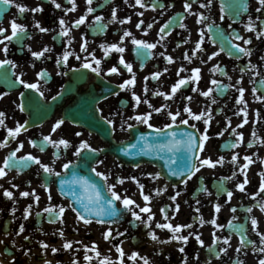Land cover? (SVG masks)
Instances as JSON below:
<instances>
[{"label":"flooded vegetation","instance_id":"flooded-vegetation-1","mask_svg":"<svg viewBox=\"0 0 264 264\" xmlns=\"http://www.w3.org/2000/svg\"><path fill=\"white\" fill-rule=\"evenodd\" d=\"M61 4V8L57 9L48 0H17L28 8L42 5L43 11L33 14L30 11L19 14L14 6H5L0 4V11L3 6L5 11L0 13V27L8 29L6 34L10 35V21L16 19L18 23L27 27L28 35L22 37V43L13 41L9 43V55L7 58L12 59L17 67L11 69L6 66L0 72L7 71L12 80L15 76H11V72L23 73V79L27 82H38L40 91L44 93L41 97L37 93L43 103L52 100V96H59L67 83L78 84L75 94L66 98L60 106H58L51 120L27 132L20 133L14 140L9 138L6 147L0 148V165L6 156L13 151L22 142L24 147L17 156H24L31 153L40 158L42 163L49 164L56 172L63 173V165L69 161L75 162L77 157L74 155L81 141H87L92 148H102L104 146L96 135L88 133L86 130L77 126L64 123L55 132L52 128L55 122L62 118L64 107L70 106L78 101L80 97L93 93L94 96H104V98L95 104V110L98 118L104 120L111 119L113 125L111 127L112 138L115 141H123L128 137V124L138 126L140 128L148 127L146 124L138 123L135 119L137 115L152 113L149 123L152 128H164L168 125H179L181 120L187 119L188 127L194 124V130H199L198 134L207 132L210 137L202 152L198 155L203 158L210 157L213 162L224 158L223 163H217L215 167L203 166L195 175H193L187 183L173 187L167 190H161L160 194L156 193V186L150 178H144L139 185L144 186L143 193L151 197L149 206L154 214V219L150 222L151 228L145 227L140 221H136L130 212L127 213L125 220L118 226H106L112 230L111 237L107 240L110 251L113 255L121 258L117 252V247L124 251L122 257L124 264H143V259L147 258L150 264H259L264 259V253L259 249L264 247L260 242L257 233H264V210H261V204H264V192H259L261 183L260 173L264 172V100L257 97L264 95V84L260 81L264 80V37L257 39L256 32L264 31V9L260 8L258 0H244L248 5V10L241 11L240 15H235L231 8L227 5L231 0H224V12H221V0H212L210 7H202L207 4V0H188L192 7L186 11L184 8L185 0H142L145 5L136 4V0H93L91 7L95 9L93 13H87L89 5L86 0H57ZM153 4L157 5L153 8ZM164 5L159 7V5ZM68 9H74L66 11ZM113 9L117 12V19L112 21L111 13ZM143 13V15H140ZM203 14L209 19L203 23H197L198 16ZM102 16L103 23L106 28L100 29L95 21V16ZM221 15L224 19L221 20ZM81 16H85V23L79 27H74V23ZM259 17V19H257ZM63 18L66 22L65 26L70 30L69 36L60 37L58 33L61 31L59 19ZM130 18V19H129ZM254 23L256 31H248L245 27L249 23V19ZM38 20L41 26L49 28L47 33H40L38 29L33 27V22ZM126 22L121 24L120 21ZM143 21L140 28L137 24ZM215 21L213 25L212 22ZM170 23V28L165 33H160L161 27ZM184 24L185 27L180 25ZM152 27L149 28L148 25ZM212 25L213 31H208V26ZM203 30V42L201 51H195L196 44L200 41V32ZM130 32V36H124L125 32ZM223 32L228 40H221L216 35L217 32ZM239 35L244 40L251 39V44H245L244 40L235 39ZM161 36L163 39L161 40ZM53 37H57L53 39ZM121 37L123 41L121 42ZM2 38V37H0ZM71 39L69 45L68 40ZM87 40V51L81 52V45ZM133 39L143 40L148 43H155L156 47L151 49V56L147 58L139 55L146 50L137 49L132 43ZM159 41V42H158ZM186 41V42H185ZM215 41V43L213 42ZM228 43L225 45V43ZM119 44L125 48L123 54L114 50L105 55V51L100 45ZM231 44H239L241 47L251 50V56L239 54L237 56ZM45 46L52 49L51 52L45 54L44 57L37 60L31 55L29 47L32 51H41ZM224 47V51L220 52V48ZM2 49V46H0ZM68 50L72 53L69 56L66 66L57 67L56 60L62 58L63 52ZM232 51L230 55L229 52ZM219 52V55L213 56L209 60V56ZM163 53V55H161ZM185 53L191 56V62L185 59ZM123 55L127 63L133 65V73L135 74L136 83L124 90L118 86L125 80L131 79L133 73H129L123 65L118 63L120 56ZM79 56L81 59H76ZM95 59H100L101 74L96 75L89 69H80L79 72L70 71L72 68H80V65L87 60L95 63ZM171 56L173 62L169 63L167 57ZM3 52L0 51V59H4ZM251 62L255 65V69L246 67ZM34 65V67H33ZM116 66L119 68V74H107L108 70ZM219 66L227 75H222L220 71L213 72L212 69ZM167 68L168 71H164ZM184 68L185 71L177 72ZM200 68L199 82H192L186 86H182L175 95H171V89L180 78H188L192 75V70ZM241 69H245L241 72ZM41 70H47L50 74L47 79L37 76ZM161 72L159 79H152L151 76L155 72ZM260 75H255V72ZM60 73V74H58ZM62 73H68L63 75ZM148 79H145V78ZM229 77L231 79H229ZM241 77L243 79L241 80ZM215 79L222 85H232L222 92H217V85H213L211 81ZM241 80L240 84L237 81ZM243 87L244 101L246 104H237L239 99L238 88ZM197 88V91H193ZM209 88L213 92L209 97L203 96L201 93ZM256 90L255 93L253 90ZM24 88L19 83H10L0 78V111L5 113L4 125L0 126V141L7 137V129L17 126V117H23L24 114L19 110L20 94L24 93ZM107 92V93H106ZM135 92L141 98L139 106L132 97ZM165 93L171 96L166 99L164 95H156L155 93ZM106 93V94H105ZM118 93V94H117ZM191 97V100L186 99ZM215 99L216 103H212ZM148 101L145 103L144 101ZM151 105V107H149ZM165 105L167 107H165ZM185 107H190L192 112L200 114L207 110H211L210 124L206 125L204 119L194 120L188 113L184 111ZM155 108H163V111L157 113ZM241 108H246L248 123L243 127H237L243 122L244 113ZM168 112L175 114L179 112L175 123L168 116ZM240 113L237 115V113ZM25 117V116H24ZM230 120V126H229ZM123 124L124 130H121ZM227 128V131H225ZM114 129V130H113ZM235 129V133L233 132ZM81 133L80 136L75 133ZM223 133V135H219ZM236 133L243 134V141L238 143L236 147H232L233 143L239 140ZM255 133V136L253 135ZM50 136L52 140L58 141L61 138L70 142V147L64 149L60 146L59 158L53 154L58 150L55 146L47 144L45 151L41 152L39 145L43 142V137ZM36 142V147L30 143ZM251 142L252 146H249ZM236 155L237 160L232 162V157ZM250 156L252 162L244 171L247 173L249 183L245 185V191L237 188L239 183L245 179L241 168L248 163L244 157ZM53 160L55 163L53 164ZM111 160L109 157H99L95 166H100ZM198 163V162H197ZM108 170V169H107ZM6 175L0 177V234L5 235L8 240H12L9 245L14 252H17V241L25 240H56L62 238L59 231L64 232L63 237H75L77 239L95 238L97 236V225L95 223L86 224L77 219L69 204L59 197L54 187L49 184L51 200L48 199V191L45 190L41 175L43 170L39 165L27 167L22 172L6 169ZM108 173H110L108 171ZM235 173V176H233ZM54 176H51L53 178ZM202 178L203 192L194 197L195 189L199 178ZM231 177V179H228ZM139 179V178H138ZM134 179V180H138ZM119 178L112 181L114 185L121 186L118 182ZM12 184L17 185L13 188ZM115 191L124 197V189H116ZM13 192V199L4 197V190ZM206 189V191H205ZM35 190L39 195L38 203L34 202L32 196L21 197L20 192ZM129 190H127L128 192ZM226 191V193H223ZM233 193L229 200L227 192ZM179 192L176 200L171 199L172 196ZM110 193V192H109ZM257 193H259L257 195ZM111 194V193H110ZM125 196L133 199L140 207H144L145 201L141 195V189L135 190L134 193L125 194ZM199 201V202H197ZM120 202V201H119ZM32 204L31 215L27 220L23 218L26 207ZM176 204H179V212L175 211ZM221 206L220 211H215V205ZM49 206H63L66 211L63 215V223L57 220L55 223L49 222V213L43 210ZM15 207L16 211L12 214L11 209ZM135 207V205H133ZM236 211L233 212L232 209ZM251 208L252 211L248 212ZM161 209H165L169 217L164 219V213ZM199 209L197 212L196 210ZM139 212V208H136ZM37 213L41 215L37 216ZM143 219H147V213L141 214ZM38 217V219H36ZM205 223L201 225L200 218ZM235 217V219H233ZM257 220L255 230L251 224L252 219ZM216 219L217 224L221 228H217L210 221ZM229 221L233 227H238L247 241H254V244L247 243L242 245L240 237L235 231L228 227ZM171 223L176 225H192L191 228H182L177 235L189 236L187 244L181 241H172L170 243H161L171 238V231L168 229H160L156 227L157 223ZM24 225V232L20 235L16 233L19 226ZM232 227V228H233ZM150 231H154L158 236V240L153 241L149 235ZM117 233H124L120 236ZM200 235L204 241L203 246L195 239V235ZM220 237V241L216 243L215 248L210 251L209 246L213 245L214 237ZM230 238L228 244L223 243L224 238ZM15 247V248H14ZM180 247H184V253L179 251ZM226 248V252L221 249ZM237 249H240L237 251ZM220 252V255H215ZM133 253L139 255L135 260L131 259Z\"/></svg>","mask_w":264,"mask_h":264},{"label":"snow or ice","instance_id":"snow-or-ice-1","mask_svg":"<svg viewBox=\"0 0 264 264\" xmlns=\"http://www.w3.org/2000/svg\"><path fill=\"white\" fill-rule=\"evenodd\" d=\"M49 3H51L52 5L55 6V8L59 9L61 8V4L57 2V0H48ZM260 8H257V11H261V9H264V0H258ZM86 3L89 5V7H87V13H93L95 11V9L93 7H91L93 0H86ZM224 0H221V12H224V6H223ZM0 4L5 5V6H14L17 10L19 14H24L26 12H31L33 14L36 13H40L43 11V7L42 5L40 6H36V7H32V8H28L27 6L21 4V3H17V0H0ZM136 4L141 5V7H144L145 5L142 3V0H136ZM212 4V0H207V4L202 5V7H210ZM153 8H155L157 5L153 4L152 5ZM164 5H159V7H163ZM192 7L191 3L188 2V0H185L184 3V8L186 11L190 10ZM227 7L231 8L233 13L235 15H240L241 11H247L248 10V5L246 2H244V0H231V2L227 5ZM74 9H68L66 11H71ZM140 15H143V13H140ZM111 17H112V21L111 22H115L117 19V12L115 9H113L112 13H111ZM130 19V18H129ZM209 18L204 16L203 14H200L198 16L197 19V23H203L204 21L208 20ZM221 20L224 19V15H221L220 17ZM257 19H259V17H257ZM86 20L85 16H81L78 20L75 21L74 23V27H79L80 25L84 24ZM103 21V17L102 16H95V21L94 23H96L98 25V27L100 29H104L106 28V25H104L103 23H100ZM125 20H121L120 23L123 24L125 23ZM143 23V21H140V23H138L136 26L137 28H140V25ZM66 22L63 18L59 19V25L61 26V31L58 33V36L60 37H67L69 36V29L65 26ZM212 24H215V21L212 22ZM181 27H185L184 24L181 23L180 25ZM33 27L38 29L40 33H47L48 31H50L49 28L43 27L41 26L40 22L38 20L33 22ZM149 28L152 27L151 24L148 25ZM246 29L248 31H256L254 23L251 21V18L249 19V23L245 25ZM170 28V23H166L164 24L161 29H160V33H165V31L167 29ZM208 31L211 32L213 31L212 25L208 26ZM8 32L7 28L4 27H0V46H2V49H0V51L3 52L4 55V59H0V70H3L6 68V66H11V69H15L17 67V65L15 64V62L12 59L7 58L9 55V43L16 41L17 43H22V37L23 36H27L28 35V30L26 25L18 23L16 19H12L10 21V35L6 34ZM131 33L130 32H125L124 36H130ZM203 30H201L200 32V36L201 39L200 41L197 42L196 44V48L195 51H201V44L203 42ZM216 35L219 37V39L221 40H228L230 42L231 38L230 37H225L223 32H217ZM256 36L257 39L264 37V31H257L256 32ZM57 37H53V39H56ZM163 39V36H161V40ZM235 39H239V40H244V38L242 36L237 35L235 37ZM123 41V37H121V42ZM71 39L68 40L69 45L71 44ZM159 42V41H158ZM186 42V41H185ZM215 43V41H213ZM132 43L134 45L137 46V49H144L146 51L142 52V53H138L139 55H142L143 57L147 58L148 56H151V49H154L156 47L155 43H148L145 42L143 40H138V39H133ZM245 44H251V39H247L244 40ZM101 48L104 49L105 51V55L107 56L108 53L112 50H114L117 53H121L123 54L125 52V48L121 47L119 44L113 43L111 45H100ZM231 49H234L237 56H239V54H244L245 56H251V50L241 47L239 44H231ZM81 52H85L87 51V40L84 39V42L81 45ZM225 49L224 47L220 48V52H223ZM29 51L31 52V55L36 58L37 60L41 59L42 57L45 56L46 53L51 52L52 49L45 46L41 51H32L31 48L29 47ZM229 54H232V51L229 52ZM72 55V53L68 50H65L63 52V56L62 58H58L56 60V65L57 67H62V66H66L67 62H68V58L69 56ZM161 55H163V53H161ZM219 55V52H215L212 54V56H209V60H211L213 58V56ZM76 59H81V57L77 56ZM167 61L169 63L173 62V58L171 56H168ZM185 59H187L189 62H191L192 57L188 56L187 53H185ZM93 61L95 63V67H93V63L92 62H88L87 60H85V62H83L80 65V68H72L70 69V71L73 72H79L80 69H89L91 70V72L95 73L96 75H100L101 74V69H100V64H101V60L100 59H95V57L93 56ZM118 63L120 65H123V67L129 72V73H133V65L131 63H127L123 57V55L120 56ZM34 67V65H33ZM246 67H251L253 69H255V65H252L251 62H249V65ZM164 71H168L167 68L164 69ZM185 71L184 68H181L178 72L177 75L179 76V73ZM213 72L215 71H220L222 75H227L226 72L223 71V69H221L219 66H215L212 69ZM245 69H241V72H244ZM200 72L201 69L200 68H195L192 70V75L189 76L188 78H180L178 80V82L176 84H174L172 86L171 89V95H175V93L182 87V86H186L189 83L192 82H199L200 80ZM60 74V73H58ZM63 75H67L68 73H62ZM107 74H119V68L116 66L111 67L108 70ZM49 73L47 70H41L40 72L37 73V76L43 79H47L49 77ZM162 75L161 72H155L152 74L151 78L152 79H159V77ZM255 75H260V73L257 71L255 72ZM11 76H15V80H12L11 77L9 76L7 71L4 72H0V78L10 82V83H19L20 85H22L24 88L26 89H33L36 90L37 92H39L40 96L43 97L44 93L42 91H40V86L38 82H27L25 81L22 77H23V73H15L14 71L11 72ZM145 79H148L147 77ZM229 79H231L229 77ZM243 79V77H241V80ZM241 80L237 81V84L241 83ZM136 83L135 80V74L133 73L132 78L131 79H127L125 80L122 84H120L118 87L121 90H124L126 88H129L130 86H134ZM211 83L213 85H217V88L215 89L217 92H222L224 91L226 88L231 87L232 85H222L220 82H218L217 80L213 79L211 81ZM261 84H264V80L260 81ZM194 92L197 91V88H193L192 89ZM255 93V89L253 90ZM213 92L212 88H209L207 91H203L201 94L205 97H209L211 95V93ZM238 92L240 94L239 99L236 101L237 104H246V101H244V92L245 89L243 87L238 88ZM118 94V93H117ZM156 95H164L166 99H170L171 96L165 93H155ZM21 97L24 96V93L20 94ZM132 97L133 99L136 101L137 106H139L140 102H141V98L136 95L135 92L132 93ZM57 99V96H52V100L55 101ZM186 99L191 100V97H186ZM257 99L259 100H264V95L257 97ZM145 103H148V101H144ZM212 103H216L215 99L212 100ZM19 110L20 111H24L25 110V106L23 103L18 105ZM149 107H151V105H149ZM165 107H167L165 105ZM155 112L159 113L161 111H163V108H155L154 109ZM184 111L186 113L189 114V116H191L194 120H201L204 117H207L206 119H204V123L206 125L210 124V120H211V110H207L205 112H201L200 114H195L192 112V109L190 107H185ZM241 112L244 113V119L243 122L240 125H237V127H243L244 124L248 123L247 120V111L246 108H241L240 110ZM240 113L238 112L237 115H239ZM180 113L176 112L175 114L168 112V116L171 118V120L173 121V124L176 121L177 116H179ZM152 113H146L143 115H137L135 117H130V119H135L138 123L141 124H146L149 128H152L153 125L149 123V120L151 119ZM4 117H5V113L0 111V126H5L4 125ZM65 123L64 119H59L55 122L53 128H52V132H55L57 129H59L63 124ZM107 123L109 125H113V121L111 119L107 120ZM182 124H188V120L184 119L181 120ZM26 124L27 121H25L23 124L17 122V126L13 129V128H8L7 129V137L3 140L0 141V148L6 147L9 143V138L11 139H15L22 130L26 131ZM229 126H230V120H229ZM128 128H132L133 125L132 124H128L127 126ZM168 127H172V125H168ZM192 128H195L196 126L193 124L191 126ZM114 130V129H113ZM121 130H124V126L123 124L121 125ZM163 129H156L157 133L162 132ZM225 131H227V128H225ZM233 132L235 133V129H233ZM197 133H199V130L197 129ZM197 133H192V132H185L184 135V139L182 140H175L173 139V141L170 144H166V145H157L156 148L163 150L164 148H167L168 151H173L175 147L177 146H182L184 149H186L189 153H191L192 157L194 158V162L191 163L190 165H186L187 168V172H188V178L190 179L191 176L195 175L196 172H198L200 170L201 167L207 165L210 167H215L217 163H223L224 158L221 157L218 161L213 162L211 160L210 157L208 158H201L198 153L202 152L205 148V144L207 142V140L210 138L207 134V132H204L202 134H199V140H197ZM75 135L80 136L81 133L77 132L75 133ZM175 133H172V136L175 137ZM219 135H223V133H219ZM236 135L239 137V140L236 143H233L231 146L232 147H236L238 145V143L243 141V134L242 133H236ZM253 135L255 136V133H253ZM141 139H144L143 136H141ZM30 143H32V145L34 147H36V142L35 141H30ZM262 143H264V141H262ZM47 144H51L53 146H55L57 148V152L54 153L53 155L58 159L59 158V149L60 146H63L64 149L69 148L70 142L67 139L61 138L58 141L52 140L50 136H45L43 137V142L39 145L40 151L43 152L45 151V147ZM249 146L251 147L252 144L251 142L249 143ZM24 147L23 143L21 142L19 144L18 147H16L13 151H11L6 158L3 160L2 165H0V177H4L7 173H6V169L9 168H15L18 172L22 171L24 168L28 167L30 164H36L39 165L40 168L43 170V173L46 175H50V176H56L59 177L61 176L60 172H56L54 170L53 167H50L49 164H45L42 163V161L40 160V158H38L37 156L32 155L31 153L26 154L24 156H17V153L21 151V149ZM130 147L135 148L136 145H131ZM84 150H88L92 153H96L98 150L96 148H92L90 146V144L87 141H81L79 146L77 147L74 155L76 157H81L82 152ZM153 150V146L152 145H148L147 149H142V151H151ZM123 151L125 153L128 152V148L123 149ZM244 159L246 161H248V163H245L242 168H241V172L244 173V181L242 183H239L237 185V188L240 191H245V185L247 183H249L248 179H247V173L244 171L245 169H247L249 167V164L252 162V158L250 156H246L244 157ZM237 160V156L234 155L232 157V162L235 163ZM198 162V163H197ZM55 163V160H53V164ZM170 165L175 163V161H170L169 162ZM72 165V162L69 161L68 163H65L63 165L64 170H68ZM136 167H139V165H136ZM93 172L96 173L97 176H101L105 181L108 180V176L97 172L95 168L92 169ZM169 171L171 172V174L173 176H183L185 175V172L183 170L181 171H174L172 170V168H169ZM152 175V174H149ZM261 175V183L259 186V192H264V172L260 173ZM156 177H159V173L155 174ZM233 176H235V173H233ZM133 179H135L133 177ZM228 179H231V177H229ZM119 183H124V179L120 178L118 180ZM137 183L139 184V181H137ZM184 183H187V180L184 181ZM75 185H79L82 189H83V197L78 196L76 191L74 190V186ZM59 186H60V190H61V194L65 193V189H67V194L76 197V201L81 205L83 211L82 212H76V216L78 220L84 221V223L86 224H90L92 222V217L93 215L95 216H99V217H103V216H108V217H118L120 215H122L123 213L121 212L120 208H118L116 206V204L114 203V201H120L122 203L123 206V210L126 212H130L132 217L136 220V221H140L144 224L145 227L151 228V224L150 222L154 219V214L152 212L151 207L149 206L151 197L147 194L143 193V188L144 186L142 184L139 185L140 189H141V195L143 197V200L145 201V205L144 207H140V205L136 204V202L127 197L124 196L122 197L120 194H118L115 191V185L114 184H109L108 185V191L111 193V198L107 199L106 201V205L101 203V201L104 199L103 197H101L100 195V189L97 188L96 184L91 183L90 180L87 177H81V176H77L75 173H73V177L71 180H65V179H61L59 181ZM3 185H0V188H2ZM13 188H17L18 186L15 184H12ZM42 187L45 188L46 191H48L49 195H48V199L51 200V193H50V189L47 183H45L44 185H42ZM157 194H160L161 190L160 189H156L155 190ZM206 191V189H205ZM259 193H257L258 195ZM3 195L5 198L7 199H13V192L10 190L5 189L3 192ZM180 193L177 192L176 195L172 196L171 199L173 201L176 200L177 196H179ZM233 193L231 191L227 192V196L229 198V200L231 199ZM20 196L21 197H29L32 196L34 198V202L38 203L40 200L39 195H37V193L35 192V190H33L31 193L28 191H22L20 192ZM199 202V201H197ZM133 205H135V207H133ZM33 205L29 204L24 212V216L23 218L25 220H27L29 218V216L31 215V209H32ZM69 207H71V205H69ZM179 204H176L175 206V211L179 212ZM136 208H139V212L136 211ZM221 206L219 204L215 205V211L218 213L220 211ZM75 211V209H73ZM261 210H264V204H261ZM16 211V208L13 207L11 209L12 214H14ZM44 212L49 213V222L50 223H54L57 220H59L61 223H63V215L66 211V209L63 206H49L46 207L44 210ZM161 211L164 213V219L168 220L169 217L167 215V212L165 211V209H161ZM197 212L199 211V209L196 210ZM233 212L236 211L235 208L232 209ZM252 209L249 208L248 212H251ZM142 213H147V219H143L142 217ZM41 215V213H37V216ZM235 219V217L233 218ZM99 223H104V220L101 219L98 221ZM200 223L201 225H203L205 223V221L203 220V218H200ZM211 224L215 225L217 228H221L222 226L217 224L216 219H212L210 221ZM251 224L253 226V229L255 230L256 226H257V220L256 219H252L251 220ZM157 228L160 229H168L171 231L172 235L171 238L168 241H161V243H170L172 241H181L184 244H187L189 236H183V235H177L178 233H180L182 231V228H191L192 225H176L173 226L170 222L169 223H157L156 224ZM229 228H232V222L229 221L228 224ZM25 230L24 225L21 224L19 226V230L16 233L17 235H20L21 233H23ZM260 237V242L262 244H264V233H257ZM59 235L61 237L64 236V232L62 230L59 231ZM112 235V230L111 228H109L105 233H104V239L108 240ZM117 235H124V233H117ZM149 235L151 236V239L153 241L158 240V236L156 235V233L154 231H150ZM189 235H195V239L199 242V244L201 246H203L204 241L201 239L200 235L198 234H194V233H190ZM213 237H214V243L213 245L209 246L210 251L215 248L216 243L220 241V237L216 236L215 233H213ZM28 237H25V240H27ZM229 239L230 238H224L223 239V243L224 244H228L229 243ZM247 241L246 236L243 237L241 239V244L243 245L245 242ZM0 243H3V241H0ZM247 243H251L254 244V241H247ZM41 248L42 249H47L49 246L48 244H46L45 242L41 241L40 242ZM73 247V244L71 241H66L63 244V249L68 250L71 249ZM87 248V246H85ZM93 251H95V246L92 249ZM240 249H237V251H239ZM57 251H59L56 248H52V252L56 253ZM179 251L181 253H184L185 248L184 247H180ZM221 252H226L227 249H221ZM260 252L264 253V247H261L259 249ZM117 252L120 253L121 256V260H120V264H124V261L122 259V257L124 256V251L122 248L117 247ZM29 253L26 251L25 255H28ZM96 255L100 256V253L98 251H96ZM138 253H133L131 256V259L135 260L136 257L138 256ZM215 255L219 256L220 252H216ZM86 260H90L91 258L88 257L87 255L85 256ZM143 259V264H150V261L147 258L142 257ZM45 264H50V262L45 261ZM73 264H76L75 261H73ZM101 264H110V261L107 257H105L103 260H101ZM185 264H186V258H185ZM210 264V261H209ZM239 264H242V262H239ZM259 264H264V259H261L259 261Z\"/></svg>","mask_w":264,"mask_h":264},{"label":"water","instance_id":"water-1","mask_svg":"<svg viewBox=\"0 0 264 264\" xmlns=\"http://www.w3.org/2000/svg\"><path fill=\"white\" fill-rule=\"evenodd\" d=\"M5 9L7 8L3 6L0 13L5 11ZM227 44L228 43L226 42V45ZM74 92L75 85L68 83L65 86L63 93L58 96L55 101L52 100L49 104H45L41 101L37 94L32 92L31 89H26L24 96H20V103H23L25 106V110L23 112L29 116L26 128L29 129L47 121L52 116L54 109L62 103L63 99L73 95ZM100 98L101 97H95L93 93H89V95L80 97V99H78L75 104L65 108L63 111V119L69 120L73 124H80L83 127H86L89 131L98 133L103 140L108 141L109 148L103 150L101 154H109L123 164L132 167H136V165L143 163H149L157 167L159 169L160 175L171 184H178L188 177L186 165H190L194 162V158L192 157L191 153H189L182 146L175 147L173 151H168L167 148L160 150L157 149L156 146L170 144L173 139L182 140L184 139L183 134L185 132L196 133L194 130L187 128L185 125L165 128L160 133H157L156 130H146L141 132L138 128H131L129 131L130 140L124 143L115 144L110 138V130H108V127L104 126L102 121L95 119L94 105L100 100ZM87 122L93 123V125L88 124ZM99 129H103V131H100ZM172 133L176 134L175 137L172 136ZM141 136H143L144 139H141ZM131 145H136V147L132 148L130 147ZM148 145H152L153 150L142 151V149H147ZM125 148H128L127 153L123 151ZM98 156L99 155L97 153H92L90 151L83 152L81 157L78 158V161L75 164H72L68 170H65L66 175L55 177L54 179V184L58 193L70 202L71 208L75 209V212L83 211L81 205L76 201V197L67 194V189H65L64 194H61L59 186V181L61 179L71 180L73 173H75L77 176L87 177L91 183L96 184L97 188L100 189L101 197L104 198L101 203L105 206H107V199L111 198L106 193L103 179L97 177L91 169V166L95 163ZM173 160L175 163L170 165L169 162ZM33 164H30V166ZM170 167L174 171L183 170L185 175L173 176L169 171ZM43 181L44 184H48L49 176L44 175ZM74 190L78 196L83 197V189L79 185H75ZM114 203L116 204V201H114ZM120 210L123 214L118 217H99L93 215L91 219L97 223H99V220L103 219L104 223L99 224H116L123 220L126 213V211L123 210V206L120 208ZM238 235L240 236V232H238Z\"/></svg>","mask_w":264,"mask_h":264},{"label":"rangeland","instance_id":"rangeland-1","mask_svg":"<svg viewBox=\"0 0 264 264\" xmlns=\"http://www.w3.org/2000/svg\"><path fill=\"white\" fill-rule=\"evenodd\" d=\"M22 119L21 116H18L17 122L21 123ZM96 170L104 174L102 166H98ZM115 170L116 167L110 173L105 172L108 176L107 188L109 184H114L112 178ZM120 188L126 190L124 192L125 194H131L135 192L138 185L133 181L124 180L121 186L116 187V189ZM127 190L129 191L127 192ZM105 232V227L98 226L97 236L95 238L83 237L82 239H77L75 237H62L56 240H29L28 244H26L25 241L22 240L23 237H21L20 240H16L18 245L16 247L18 249L16 250L18 253H15L13 256H7L3 252L4 245H11L10 242L12 240H8L9 238L0 234V241H3V243H0V264H45V261L50 262V264H73V261H75L76 264H101V260L105 257L109 259L110 264H120L121 258L111 253L108 242L104 239ZM41 241L48 244L49 247L47 249H42L40 245ZM66 241L72 242L73 247L71 249H63V244ZM85 246H87V248ZM94 246L96 249L95 251L92 250ZM52 248H56L59 251L53 253ZM26 251L29 253L28 255H25ZM96 251L100 253V256L96 255ZM86 255L91 259L86 260Z\"/></svg>","mask_w":264,"mask_h":264}]
</instances>
